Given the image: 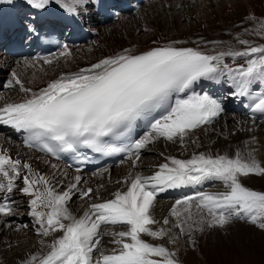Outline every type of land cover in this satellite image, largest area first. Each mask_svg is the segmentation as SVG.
Returning a JSON list of instances; mask_svg holds the SVG:
<instances>
[{
  "label": "snow or ice",
  "instance_id": "snow-or-ice-1",
  "mask_svg": "<svg viewBox=\"0 0 264 264\" xmlns=\"http://www.w3.org/2000/svg\"><path fill=\"white\" fill-rule=\"evenodd\" d=\"M26 2L33 8L43 9L52 0ZM54 2L67 13H76L88 0ZM245 19L256 21L253 32L264 37V19L251 14ZM238 42L248 47L216 55L198 48L176 46L180 41L152 47L139 54L132 48H125L87 68L62 74L39 91L26 87L13 71L9 86L14 82L25 98L0 106V123L24 130L28 133L25 140L28 146L34 142L41 151L53 156L58 152H73L79 156L78 148L84 147L104 155L127 152L129 158L135 157L132 161L135 165L141 150L158 138L169 141L179 138L183 143L191 130L210 124L220 115L221 104L208 94L179 97L201 78L216 80L226 72L236 88L232 94L239 96L246 95L254 81H264V44L253 46L246 39ZM59 55H70L67 45ZM225 56L250 58L246 65L233 68L224 63ZM28 63L26 60L25 64ZM44 63L50 64L52 60L45 58ZM173 94H177L174 104L170 103ZM253 109L264 112V95L253 104ZM157 110L162 114L150 123L148 131L139 139L121 147L105 141L110 135L127 136L138 119L151 116ZM167 160L170 163L160 164L150 176L129 174L124 180L125 191L117 190L112 199L91 203L77 218L66 207V202L81 181L79 175L74 177L75 182L69 184L67 191L57 192L48 176L0 149V177L4 181L0 182V191L11 193L16 187L15 181L27 170L20 191L31 197L30 214L40 226L38 234L47 237L50 233L62 232L50 244L45 245V241L40 240L48 251L32 254L21 264H179L174 251L163 244L149 243L142 234L154 239L169 236V242L176 243L177 238L170 236L171 229L151 227L158 223L151 214L156 196L169 188L198 185L207 180L223 181L229 190L185 196L175 202L170 212L176 218L173 227L179 228L181 235L186 234L190 243L195 244L193 231L223 227L233 218H247L253 224L264 220V192L244 186L239 179L249 174H264V166L251 152L245 155L237 151L233 157L201 152L193 154L191 159L170 156ZM92 192V188H87L80 195L89 197ZM0 214L10 215L11 206L0 203ZM118 223L127 225L126 231L114 234L118 239L113 243L119 245V249L111 254L100 252L94 260L93 252L99 250L101 225ZM169 223L165 217L163 224ZM258 226L264 229V222Z\"/></svg>",
  "mask_w": 264,
  "mask_h": 264
},
{
  "label": "rangeland",
  "instance_id": "rangeland-1",
  "mask_svg": "<svg viewBox=\"0 0 264 264\" xmlns=\"http://www.w3.org/2000/svg\"><path fill=\"white\" fill-rule=\"evenodd\" d=\"M150 3V7L152 9H156L157 6L162 3L166 6L164 0H148ZM190 2V4H187V8L189 9V13H186V15L181 16L178 18V21L180 23V27H183L181 30V33L183 36H180V39L185 38H196L199 33V31L202 29V22L204 20V16L202 15L201 8L204 10V7L213 5L211 0H193L194 2H191L190 0H187ZM198 2L197 3H195ZM239 3V0H222L221 4L225 5H231L232 9L235 7L236 3ZM259 0L255 3V6L257 7L256 13L253 15L257 17L258 19L260 17L264 16V0ZM211 2V3H210ZM225 2V3H224ZM235 2V3H234ZM260 3V4H259ZM201 5V8L200 6ZM203 5V6H202ZM219 6L214 10L213 13L217 12L219 10ZM229 11V8L225 10V14L221 17H218L217 20L213 21L216 24L222 25L224 28H228L229 26L236 27L238 25V22L242 19V17L245 15V13L242 10H232ZM91 12V10L89 11ZM227 12V13H226ZM146 13V11H142V13H135L136 15H129L121 20V25H125V30L120 29V25L117 23L120 20H117L116 24L114 25H105L102 26V28H99L102 30V32H94V40L100 35L99 33L109 35V39L111 40L110 45L103 46L105 42H103V38H101V42L99 44H93L90 43L89 45H81L80 47H75L69 49L70 55L67 56H58L52 59V63L50 64H42L39 68H34L35 74L37 77L33 80V76L27 75L25 70H31L29 69L30 66L27 67H21V69H17L18 75L25 83L26 87H37L40 88L44 84H47V82L51 79V77H56L60 71H66V69H74L79 67L80 65L84 64H91L95 62L101 55V52H105L106 54L110 51L115 49H124L128 45H135L136 47L144 46L149 47L148 43H155L152 41L160 40L156 39L155 35L158 30V23L161 24L162 27L166 25H170L171 18L166 11L164 15H161L159 19L157 17H153V19H146L144 23H141L139 25L134 24L133 20L140 17L142 14ZM211 14V13H210ZM237 14V15H236ZM145 15V14H144ZM213 15V14H212ZM218 22V23H217ZM229 23V24H227ZM237 23V24H236ZM110 26V27H109ZM109 27V28H108ZM113 27V28H112ZM116 28V30H114ZM185 28V29H184ZM108 29V32L107 30ZM199 29V30H198ZM126 31V32H125ZM109 33V34H108ZM111 33V35H110ZM126 33V34H125ZM134 33V34H133ZM133 35L135 38L131 40V42H127L124 39H126L127 36ZM113 35V36H112ZM197 35V36H196ZM195 36V37H194ZM112 37V38H111ZM163 37L171 38L170 36L166 35ZM183 37V38H182ZM168 40V39H164ZM247 40V39H246ZM97 41V39H96ZM129 41V40H128ZM107 43V42H106ZM131 43V44H130ZM97 45V46H95ZM113 45V46H112ZM256 46L255 44H251ZM120 46H122L120 48ZM244 47L241 49H238V51H243L247 45H243ZM94 47V48H93ZM111 48V50H108ZM90 49V50H89ZM107 49V50H106ZM97 53V54H96ZM99 56V57H98ZM6 57V56H4ZM11 58V57H10ZM9 58V59H10ZM14 59V58H11ZM14 62V60H12ZM12 62V63H13ZM6 65V64H5ZM0 65V69L4 70L3 78L0 81V84H2L5 80L6 85H9V81H12V76L10 74L11 70L8 69H14L13 66H5ZM26 65V64H25ZM23 65V66H25ZM42 66V67H41ZM16 67V66H15ZM50 67V68H49ZM25 68V69H24ZM13 71V70H12ZM16 71V69H14ZM32 71V70H31ZM33 72V71H32ZM39 72V73H38ZM7 78V80H6ZM9 79V80H8ZM34 89H37V88ZM22 92L20 91V88L18 85H16L14 82L9 87H3L0 85V106H3L5 103H12L15 100H17L19 97H21ZM234 117H228L225 119H222L221 121L213 124V127H216L219 129V131L223 132L225 135H227V138L224 139V137L219 138V136L216 137L217 141L214 140L209 147L206 145V142H204V138L206 136L208 128H203L199 130H191L189 135L184 137L183 143L180 141L179 138H176L173 141H166L156 143L153 148H151L149 151H146L145 153L140 154L139 160H136V164L142 167V165H148L153 166V172L158 170L157 165L162 163L161 159H163V152L161 150H166V153L168 151L169 156L177 157L178 159H187L189 155L191 154H199L201 152L204 153H211L213 156H216L219 154V151L217 149L218 146L222 147V145L226 144L228 138H231L233 140H238L239 137H241L242 134L245 133L244 127L247 124L239 125ZM248 126V125H247ZM264 128V125H262ZM212 128V127H211ZM207 129V130H206ZM210 132V131H209ZM264 136V133L262 134V137ZM3 139V138H2ZM211 148V149H210ZM214 148V149H213ZM169 149V150H168ZM16 150H18L16 148ZM201 151V152H200ZM215 151V152H214ZM214 152V153H213ZM217 152V153H216ZM18 154L22 157H27L25 153H19ZM161 154V155H160ZM219 155H225V154H219ZM229 157H233V155L227 154ZM193 156V155H192ZM191 156V157H192ZM189 157V158H191ZM165 158V157H164ZM133 160L125 161L122 165L118 167H114L110 171H101L98 174L91 176L88 178L89 184L92 183V181H95L97 179H103L110 178L114 176V174L118 175L121 172H125V169L128 168L131 164H133ZM142 160V161H141ZM160 160V161H159ZM141 161V163H140ZM158 163V164H157ZM38 164V163H37ZM137 165V166H138ZM134 166V165H132ZM139 167V168H141ZM43 171H46V168L43 169ZM107 176V177H106ZM258 176V175H257ZM256 176V177H257ZM255 176L252 177V174H249L248 176H240V182L255 191H261L264 192V183L261 182V180L254 179ZM256 180V181H255ZM212 181V182H211ZM111 183V184H110ZM207 184L204 185L202 190L207 189H214V190H221L223 192L228 191L227 185L223 183V181L219 180H209L206 181ZM210 183V187H207V185ZM88 183L84 187V189L87 188H94L93 194L96 198H100L103 193H113L111 190H107L108 187H114L118 190H121L124 186V182L120 179L114 180L112 182H103L99 187L95 188ZM18 186L20 187V183H18ZM263 186V187H262ZM259 187V188H258ZM217 188V189H216ZM17 190V189H16ZM83 190V187H80L77 191V194L74 197H71L70 201L67 203L66 207H68L69 211L72 213L73 216L78 217V213H80V209L78 207L80 206L81 199L79 201L77 200V196H80L78 192H81ZM97 192L95 194V192ZM100 193V194H99ZM102 193V194H101ZM90 194V195H91ZM181 195H176L173 199L175 200L176 197H179ZM85 199V198H84ZM163 199H171L166 197L160 198V201H163ZM18 200V201H16ZM15 200V206L11 209V215L10 218H6L2 215L0 216V224L5 222L7 224L4 228L2 233L0 234V264H21V262L26 259V255L41 253L44 254L48 251V248L46 246H42L39 242L40 240L45 241V245L50 244L52 240L58 238L60 235H62V232H53L50 233L49 236L44 237L42 235H39L37 232V229L40 227L39 224L36 223V220L32 219L31 214H27L29 209L24 206L23 202H26V196L21 197L19 199ZM17 204V205H16ZM81 207V206H80ZM153 210L156 211H162L160 209H156L154 206L151 209V214ZM29 213H31L29 211ZM159 213L153 214V217H157ZM163 219L165 217L168 218L169 214L166 212H163ZM162 215H160L161 217ZM14 220V221H13ZM35 221V222H32ZM3 221V222H2ZM13 221V223H12ZM176 221V218L174 217V222ZM264 222V220L258 221L256 224H253L249 219L244 218H233L230 223L223 227H217L219 230L217 231L218 234L215 236V229L216 227H206L208 234H210L213 237L212 242H203L202 248H198V244L196 243L192 249L186 248L184 252L185 259L179 262V264H215V260H209L210 255H216V253H210L208 252V248L211 246L215 250V247L217 248H223L224 252H228V249L235 248L236 251L233 254V264H264V229H261L258 225L259 223ZM36 223V224H35ZM16 225V226H15ZM120 225V226H119ZM106 226V227H105ZM103 228V231L107 232H114L118 233L120 231H126L127 225L124 224H114L112 225H105ZM112 226V227H111ZM123 228V229H122ZM112 229V230H111ZM220 234V235H219ZM234 234V235H233ZM219 235V236H218ZM218 236V237H217ZM221 237V239H219ZM229 237V238H228ZM101 238V237H100ZM143 239H148L147 241L153 244H160V242L152 241L149 239L147 235L142 234ZM215 239V240H214ZM234 240V241H233ZM233 245H231V243ZM228 245H227V244ZM224 244V245H223ZM210 246V247H209ZM233 246V247H232ZM205 247V248H204ZM211 247V248H212ZM225 247H228L225 249ZM195 248V249H194ZM197 248V249H196ZM200 249V250H199ZM118 250V249H117ZM171 251H173L171 249ZM261 254V258L260 255ZM263 254V255H262ZM175 258L178 260V257L175 256ZM187 260L189 262H187ZM213 261V262H212ZM261 261V262H260ZM220 263V262H219ZM216 263V264H219ZM220 264H226L224 261Z\"/></svg>",
  "mask_w": 264,
  "mask_h": 264
},
{
  "label": "bare ground",
  "instance_id": "bare-ground-1",
  "mask_svg": "<svg viewBox=\"0 0 264 264\" xmlns=\"http://www.w3.org/2000/svg\"><path fill=\"white\" fill-rule=\"evenodd\" d=\"M190 1L191 2H194L193 0H190ZM211 1H214V2H212L213 5L211 4V6H208L207 8L204 7V10L201 8V5H199L200 8H201V11H202V15L204 16V20L201 23L202 24V29L199 31V33L197 34L198 36L196 35L197 37L194 38V41L192 42L196 47L200 43H202L206 47H210V48L217 47V49H219V47H221V48L227 49L228 51H232V50H235V48H238V47L241 46V44H239L238 40L239 39H243V38H246L247 40L252 41V42H256L259 45L264 44V37L257 36L253 32V29L256 26V21H249V20H246L245 19V17L248 16L249 14L253 15L254 13H256L258 6H255V3L257 1H259V0H239L240 4L237 3V1H236L237 4L235 5V7L233 9H232L231 5H228V6H227V4H225V5L223 4L222 5L221 4V1L222 0H211ZM13 2H16V0H11V2H6V0H0V8H6V9H8L10 7L11 3H13ZM164 2L166 4V6L163 5L162 3H160L157 6L156 9L155 8L152 9V7H150V5H149V3H150L149 1H143V3L139 5L138 12H136V13H142V11H146V13H144L145 15L142 14L140 17H138L137 19L133 20V23L139 25L141 23H144L146 21V19H148V18L152 20L153 17H157L159 19V17L161 15H164V13L166 11H168V13L170 15V18H171L170 25H166V26L162 27L161 24L158 23V26L159 27H158V30L156 32L155 38L156 39H160V40H164V39L173 40V39H177V38L180 39V36L181 35L183 36V34L181 33V30H182L183 27H180V23L178 21V18H180L181 16H184V15H186V13H189L190 12L189 9L187 8V4H190V2L187 1V0H164ZM91 3L92 2L88 0V2L85 5H82V6H85L86 8H89L90 5H91ZM195 3L198 4V2H196V1H195ZM218 4H220L219 10L217 12L213 13L214 10L219 6ZM47 6L51 7L52 9H57L59 5L56 4L54 2V0H52V2H50ZM227 8H229V11H232V10L233 11L234 10L235 11L236 10H239L240 11V10H242L245 13V15L238 22V25L236 27L229 26L228 28H224L222 25L216 24V23L213 22V21L217 20L218 17H221V19H222V16L225 14V10ZM20 9H21V11H23L24 8L21 7ZM121 17L125 18L124 16H121ZM54 19H57L58 20L59 18H57L56 16H54ZM121 20L118 21L117 23L120 25V29L125 30L126 27H125L124 24L121 25L122 24L121 23ZM108 24L111 26V25L116 24V22L115 23H112V24H111V22H108ZM227 24H229V23H227ZM102 26L105 27V25H103L101 23V20H99L96 23H94L92 25V32H93V34H94V32L96 33L98 31L99 32H102V30L99 29V28H102L103 29ZM245 28L249 29V31L245 32V30H244ZM105 30H107V32H108V29H105ZM114 30H116V28ZM99 34L100 35L96 38L97 41L95 39V41L93 42V44H99L102 41L101 38H103V42H105L103 44V46H107L108 47V45H110L108 43L111 42V40L109 39L110 38L109 35H106L105 33L102 34V35H101V33H99ZM165 34L168 35V36H170L171 38L169 39L168 37H166V38L163 37V36H165ZM110 35H111V33H110ZM128 35L129 36H127L126 39H124V40L127 41V42H131V40H133V38H135V36L133 37V35H130V34H128ZM148 45L151 46L152 44H148ZM181 45H187V44L184 43V44H181ZM95 46H97V45H95ZM121 47L122 46H120V48ZM125 48H132L135 52H138L140 50H145L148 47L141 46V48H140V47H136L135 45L131 44V45H128L127 47H125ZM69 49H70V47L68 46V50ZM108 50H111V48H109ZM116 50L117 49L114 48L112 51L108 52L107 54H106V51L103 52V53L101 52V58H104L106 56H109V55H112V54L116 53ZM59 53L56 54L55 56H48L46 58L53 59V58H55L57 56H60ZM4 56H6V57H4ZM9 58H10V56H8V55L3 54V53L0 52V65H5L6 64L5 66H9V67L10 66H13V68H14L15 66L18 67L20 65L21 66L25 65V61L27 60V61H29V63L27 65L30 66V68L32 69L33 72L31 70H25V71H26V73L28 71L27 75L33 76V80L35 79V77L38 76V75L36 76V74L34 73L35 70H36L34 68L38 67L39 65H42L43 62H44V59H45V58H43V60L41 62V61H33L32 59H28V58H24V59H11V58L9 59ZM12 60H14V62ZM13 71H14V69H13ZM63 72H65V71L63 70ZM2 73H4V70L0 69V81L3 78V74ZM60 73H62V71H60L58 73V75H57L58 77H60ZM46 85L47 84H45L44 87H46ZM250 86L254 88L255 87V82H253ZM35 87L32 88L33 91H39V89H41V87H40V88H38V90H35L34 89ZM213 95H214L215 98L217 97V95L215 93H213ZM24 98H25V94L22 92L21 97L19 99H17L15 102H18V101H20V99H24ZM222 108H223V111H222V114H223L222 115V119L228 118L229 116L226 114V111L228 109H230V107L228 105H226V104H223L222 105ZM236 121L238 123H240L239 125H243V124H247L248 125V126L246 125L244 127L245 133L242 134L241 137H239L238 140H233L231 138H228L229 141H227L226 144L222 145V147L218 146L217 149L220 150L219 151V154L220 153L221 154H230V155H233L234 156L237 151H240L242 154H245V155L248 152H251L252 155L255 157V159L257 161H259L262 166H264V136L262 137V134L264 133V128L262 127V125H264V122L258 123L256 121H245L244 119H240V118H239V120H236ZM205 127L206 128L210 127L209 130L206 129L207 130V133H206L205 138L203 139L204 142H206V145L207 146L212 147L210 145H211V143L214 140L217 141V139H216L217 136H219V138H221V137H224V139L227 138V135H225L223 132L219 131V129H217L216 127H213V124H211V125H203V127L201 129H203ZM2 136H3V139L1 140V137ZM17 137H18L17 132H16V130L13 127L4 128V127L0 126V149L7 150L8 153L11 155V157H12V155H14V157H16V158H18L19 156L17 154L13 153L12 152V149H13V144L16 141ZM161 151L163 152V154H164L163 156L165 157V158L163 157V159H161L162 163L169 162L167 160V158L170 157L168 155V151H167V153H166V150H164V149L161 150ZM192 155L193 154H191V156ZM33 156H34V159L35 160L38 159V161H39V167H40L39 169L41 171H42L43 167L44 168H51L53 165L59 166L58 163L49 160L45 156H38L36 154H33ZM191 156L189 155V157H191ZM171 157H174V156L171 155ZM189 157H187V159H191ZM175 158H177V157H175ZM132 159H134V156L131 157V158L128 157V160L127 161L132 160ZM165 159H166V161H165ZM141 161H140V163H141ZM136 163L137 162H135V165L134 166H132L133 164H131L128 168H126L124 173L121 172L118 175L114 174V176L110 177L109 179L103 177V179H100V180L97 179L95 181H92L93 183L91 184V186L97 188L101 184H103V182L106 183V182L109 181V182H112L113 183V181L114 180H117V179H120L121 181L124 182L125 178L128 177L129 174L135 175V174L139 173V174H141L143 176H150V175L154 174L155 171L153 172V166H155V164H153L152 167L151 166H148V165H142V167H141V166H139ZM162 163H160V164H162ZM160 164H158L157 167ZM139 167H141V168H139ZM71 175L72 174H70V173H68L67 175L64 174V173L61 174V175L58 174L57 175V178L55 179V181L52 180V178H51L50 175L48 177L51 180V184H52L53 188L57 192H61L62 193L63 191H67L68 190L69 184L75 182L74 181V177L77 176V175H79L81 177V181L77 184V188L74 189V190H72L71 197H74L77 194V191L79 190L80 187H83V188L85 187V185L87 183V177L85 175L78 174V173L74 174V176H71ZM257 175L258 174H252V177L255 176L254 179H257V180L259 179V180H261V182L264 183V174H259L258 176ZM205 184H207L206 181H204L203 183H201L199 185V187L194 190L195 193L190 194V195H186L185 194L186 192L184 193V190H182V188H184L185 186H181L179 188H169V189H166L163 192H159L157 194V196H156L155 201H154V205L153 206L156 209H160L162 211L153 210L152 215L155 214V213H159V214H157L158 216L155 217V220H157L158 223L155 224V225H151V227L154 230L157 229V228H160V227H164L165 229H171L170 236L171 237H176L177 239H176V243H170L169 242L170 241V237L169 236H165V237H163L161 239H154V238L150 237L149 239L151 241L153 239V241L160 242V244H163L169 250L172 249L176 253V257H178V260L176 259L178 262H181L182 260L185 259L184 252H185V249L186 248L192 249V247L197 243L198 246H199L198 248L201 249L203 242H212L213 241V237H212L213 235L211 236L210 234H208V231H207V229L205 227V230L203 232H201V231H193L192 235H193V238L195 240V244L190 243L188 241V238H187V235L186 234L185 235H181L179 228L173 227V224L175 223L174 222V217L170 215L172 206L177 201V200H174L173 199L176 195H181V196H195L198 192H223L221 190H214L212 188L211 189H207V190H205V189L202 190V188L204 187ZM64 186H66V187H64ZM126 188H127V186L124 183V186L122 187V189L120 191H125ZM107 190H111L114 193L118 189H116L114 187H108ZM178 190H180V191H178ZM190 191H193V189H191ZM97 192H95V194ZM113 193H111V194L110 193H103V194L101 193L102 196L100 198L99 197L96 198L93 194H91L89 197H86L85 199H81V202H80L81 203L80 204L81 207L80 206L78 207V209L81 208L80 209L81 211H80V213H78V217L77 218H79L80 216L83 215L84 211H86L88 209V206L91 203H93V202L99 203V202H103L104 200L112 199L113 198ZM176 193H178V194H176ZM22 194H24V193L23 192H19V195L16 196L17 199L21 198L22 197ZM78 194H80V192H78ZM24 195L25 196H29V195H26V194H24ZM166 196L167 197L168 196H171L172 198L171 199H166V200L163 199V201H160V199H157V198H162V197H166ZM70 199L66 202V205L70 201ZM16 201H18V200H16ZM27 207H29V205H27ZM193 211H195V208L193 209ZM163 212H166V213L169 214L168 219H169L170 223L168 225H164L163 224V220H164L162 218L163 215H164ZM160 215H162V216L160 217ZM32 219L34 220V217L33 216H32ZM33 220H32V222H35ZM6 225L7 224H5V223H1L0 224V234L2 233L3 228ZM105 225L106 224L101 225V228H100V235H99L100 244H99V250L98 251L97 250H94V252H93V259L94 260L97 259V256L95 255L96 253L104 252L105 254H111V252L114 249H119V247H120L119 245L113 243L114 240L118 239V237L116 235H114L115 234L114 232H111V231L110 232H107V231H105V233H104L103 228L106 227ZM108 225H112L113 226L114 224H107V226ZM218 230L219 229L216 227V229H215V236H216V234H218V232H217ZM219 239H221V237H219ZM145 240L147 241L148 239H145ZM231 245H233V244L231 243ZM211 247L208 248L207 251L210 252V253H216V255H210L209 260L210 259L211 260H215V264L216 263H219V262L222 263L223 261L226 264H233L232 257H233L234 252L236 251L235 248L228 249V252H224V247L223 248H221V247L220 248H218V247L216 248L215 247V250L213 249V247L212 248ZM226 248H228V247H225V249ZM259 256H260V258L262 257L261 254ZM26 257H29V255H26ZM187 262H189V261L187 260Z\"/></svg>",
  "mask_w": 264,
  "mask_h": 264
}]
</instances>
